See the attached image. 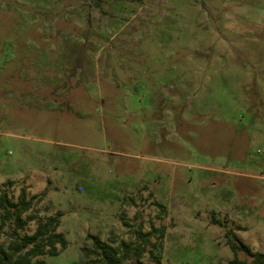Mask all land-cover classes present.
<instances>
[{
    "label": "rangeland",
    "instance_id": "374dc122",
    "mask_svg": "<svg viewBox=\"0 0 264 264\" xmlns=\"http://www.w3.org/2000/svg\"><path fill=\"white\" fill-rule=\"evenodd\" d=\"M23 191L20 235L61 213L49 264L153 225L160 264H252L230 243L264 253V0H0V195Z\"/></svg>",
    "mask_w": 264,
    "mask_h": 264
},
{
    "label": "trees",
    "instance_id": "16d2710c",
    "mask_svg": "<svg viewBox=\"0 0 264 264\" xmlns=\"http://www.w3.org/2000/svg\"><path fill=\"white\" fill-rule=\"evenodd\" d=\"M166 209L162 203H155ZM33 203L25 191L21 193L18 201L9 198L7 192L0 195V208L2 211V226L9 221L15 222L17 237L8 245L0 243V264H49L42 256H59L67 247L68 239L65 234L59 232L61 225L60 214L48 216L41 221L32 234L20 235L19 230H25L28 221L37 219V216L30 213ZM167 234V226L156 227L141 236L139 241H122L114 245L103 241L98 235H90L92 248H84L86 257L91 264H124L128 260L136 259L138 264H145L141 260L149 253L153 262L160 264L163 258L164 239ZM235 254L243 251L253 258L252 264H264V253L254 251L250 245L237 239V242L230 243ZM229 264H248L246 261L235 257Z\"/></svg>",
    "mask_w": 264,
    "mask_h": 264
}]
</instances>
